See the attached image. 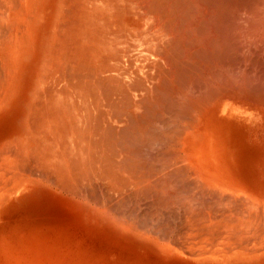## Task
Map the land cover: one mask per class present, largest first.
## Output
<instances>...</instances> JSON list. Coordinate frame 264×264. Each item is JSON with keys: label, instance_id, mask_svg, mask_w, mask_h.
Here are the masks:
<instances>
[{"label": "bare ground", "instance_id": "bare-ground-1", "mask_svg": "<svg viewBox=\"0 0 264 264\" xmlns=\"http://www.w3.org/2000/svg\"><path fill=\"white\" fill-rule=\"evenodd\" d=\"M17 102V134L0 144V202L29 179L76 188L101 178L113 195L137 192V161L162 152L165 169L179 147L211 199L193 194L214 204L201 218L206 241L224 238L222 257L264 254V187L218 161L220 120L236 105L264 114V0H0V112Z\"/></svg>", "mask_w": 264, "mask_h": 264}, {"label": "rangeland", "instance_id": "rangeland-1", "mask_svg": "<svg viewBox=\"0 0 264 264\" xmlns=\"http://www.w3.org/2000/svg\"><path fill=\"white\" fill-rule=\"evenodd\" d=\"M20 88L21 85L19 84L18 89ZM25 94L28 96V87L26 89L21 88L19 92L21 99L24 98ZM17 104L18 110L15 109L12 113L9 111L0 112V144L10 136V133L17 134L18 126L15 127L14 125V117L20 113L19 102ZM237 106H235L233 117L220 120L222 127H220L219 149L223 156L218 157L219 166L222 162L224 166H227L229 161L235 165L239 174L234 172L238 178H242L249 184H252L251 179H259L260 185L256 182L253 188L260 193L263 191L261 188L264 187L262 185L264 183V114L254 104L241 105L239 108ZM166 110L168 113L170 112V109ZM168 132V136L172 133L174 135L173 130L169 129ZM168 132L166 131V133ZM154 133L151 132L150 137L146 133L144 135L148 136L146 140L153 136L156 139L158 137L156 134H159L160 137L158 138L162 136L169 138L164 134L165 132ZM126 136L128 137L123 138L126 141L130 138L127 142L133 138V135H131L132 138L130 135ZM134 138L136 140L132 139L134 140V142L132 141L133 144L138 141L137 136ZM123 139L121 140L122 146ZM130 145L132 144L130 143ZM179 149L178 147L176 152H172L173 156L170 159H173L174 155H177V159H173V165L169 164L172 169L174 168V170L170 168L171 171L168 169L169 165L165 166L167 170L164 169L165 162L162 161L165 160L166 156L164 158L162 152H158V155L155 154L156 156H151L152 158L156 157L153 159L156 162L153 160L151 162V157L149 162L146 160L137 161V164L139 162L137 166H141V173L140 171L138 173L135 171V173L139 178L138 181L142 180L139 182L142 183L141 188L137 189L139 193L134 190L130 193L126 192V194L120 192L117 195L116 191L113 190L115 192L113 195L112 190L108 191L111 186L102 183L106 181H101V178L91 183H80V186L78 185L79 187L76 188H69L59 181L50 182L51 179H44L43 182L42 180L29 179L22 189L12 190L0 202V264H264V254L255 257L251 255L246 259L219 255L220 251L222 253L229 249L228 245H223L224 238H221V233L218 238V240L221 238L219 242L214 240L215 243H213V240L210 239V241L208 238L207 241H210V244L209 242L206 243V238L209 236L207 234L210 231L206 229L205 222L201 218H204L208 209L214 213V208L212 209L214 204L207 201L205 202L207 204L204 203L205 206L201 205L200 200L202 201L203 197L199 199L198 192H202V195L205 193L203 194L202 190L197 191V178L193 171H190L191 169L188 171L190 166L187 163L188 158L185 159V154H182L183 151L181 150L182 153L178 152L179 154H177ZM224 152L226 153L225 156ZM144 161L146 163H143ZM141 163L144 168H142ZM186 168L187 170H185ZM142 170H145L148 179L145 175L142 176L144 173ZM176 170L180 174L175 173ZM173 171L174 173H172ZM148 173L152 175L150 174V176ZM165 174L171 175L168 177ZM174 174L179 175L180 180ZM185 174H188V177L189 174L194 175V177L191 176L188 179ZM171 179L175 181L172 184ZM60 183L62 184L60 185ZM147 183H150L149 185L152 187L148 188ZM181 185L182 187H180ZM174 186H176L177 193H175ZM144 187H146V191ZM192 187L194 189L197 187V189L194 190ZM160 191L165 192L161 193ZM181 191H185V194L189 192L188 194L193 197L194 194L199 195L195 196L198 200L195 197H192L193 199L190 197L191 200L187 201L189 195L185 196L184 192ZM171 192L173 193L170 194ZM210 195L212 196V194ZM184 199L185 201H183ZM210 199L207 198V200ZM225 199H223L224 202L222 200L219 202L222 204L230 203L228 198L227 201ZM241 208L243 209V206ZM122 212H124V216L128 214L129 218L120 215ZM220 213L217 215L222 214ZM214 216L216 214L212 217L218 218V216ZM258 243L251 245L259 248L261 243L256 245ZM251 245L248 246V249L257 250ZM212 249L218 252L217 255L212 256L213 254L210 253ZM253 250L250 253H254ZM260 252H264V250Z\"/></svg>", "mask_w": 264, "mask_h": 264}]
</instances>
